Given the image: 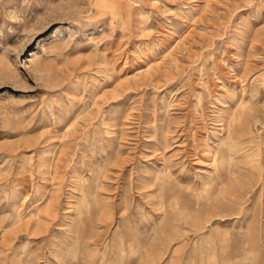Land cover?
Masks as SVG:
<instances>
[{
  "label": "rangeland",
  "instance_id": "rangeland-1",
  "mask_svg": "<svg viewBox=\"0 0 264 264\" xmlns=\"http://www.w3.org/2000/svg\"><path fill=\"white\" fill-rule=\"evenodd\" d=\"M0 264H264V0H0Z\"/></svg>",
  "mask_w": 264,
  "mask_h": 264
},
{
  "label": "bare ground",
  "instance_id": "bare-ground-1",
  "mask_svg": "<svg viewBox=\"0 0 264 264\" xmlns=\"http://www.w3.org/2000/svg\"><path fill=\"white\" fill-rule=\"evenodd\" d=\"M235 120H237V119H235ZM238 121V120H237ZM239 122V121H238Z\"/></svg>",
  "mask_w": 264,
  "mask_h": 264
}]
</instances>
